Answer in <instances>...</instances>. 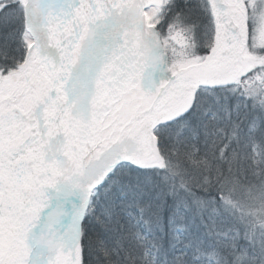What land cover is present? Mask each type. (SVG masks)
Returning a JSON list of instances; mask_svg holds the SVG:
<instances>
[{
    "label": "snow or ice",
    "instance_id": "snow-or-ice-1",
    "mask_svg": "<svg viewBox=\"0 0 264 264\" xmlns=\"http://www.w3.org/2000/svg\"><path fill=\"white\" fill-rule=\"evenodd\" d=\"M0 264H264V0H0Z\"/></svg>",
    "mask_w": 264,
    "mask_h": 264
}]
</instances>
